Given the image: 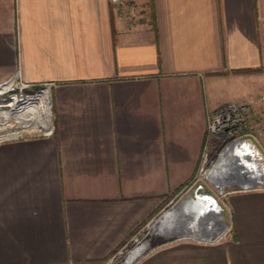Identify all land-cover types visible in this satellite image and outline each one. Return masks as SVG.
Instances as JSON below:
<instances>
[{
    "label": "crops",
    "instance_id": "0c3cea01",
    "mask_svg": "<svg viewBox=\"0 0 264 264\" xmlns=\"http://www.w3.org/2000/svg\"><path fill=\"white\" fill-rule=\"evenodd\" d=\"M134 1L0 0V83H51L54 113L0 140V264L107 261L197 175L207 110L264 93V0ZM226 204V237L138 264H264V187Z\"/></svg>",
    "mask_w": 264,
    "mask_h": 264
},
{
    "label": "built area",
    "instance_id": "2783aa9c",
    "mask_svg": "<svg viewBox=\"0 0 264 264\" xmlns=\"http://www.w3.org/2000/svg\"><path fill=\"white\" fill-rule=\"evenodd\" d=\"M111 4L120 11L121 14H125L128 16L130 21H137L142 13V8L137 4L134 0H110ZM51 83H46L42 88L40 89H31V85L22 79L21 70H19L16 75H14L12 78L5 80L0 83V89L3 90L1 94H7L8 98H4V101L9 100V103L1 102L0 107H7L12 106V101L14 99H19L21 102H30L31 100H36L35 97L39 96L43 91L48 90ZM49 98H48V113H49V121H50V128L46 129L44 134H51L54 129V122L52 121V117H54L53 109H52V97L49 92ZM247 113H248V105L246 103L242 102H230L220 108L217 109H208L207 110V136H206V142L205 147L203 151V156L201 160V165L199 168V171L197 175L194 177V179L185 185L183 189L176 195V197L169 203L171 206L165 207L161 213L171 210L174 207L186 203L189 199L193 196V190L194 188L201 183V175L202 171H206L204 169L205 162L209 155V150L211 145L215 143L216 138L222 139L225 143V146L220 153V156L222 153L231 145H239L240 143L244 142L247 139H251L254 141V135L250 132H247L248 128V121H247ZM10 119L5 118V120H0V124H9V122H6L7 120L12 121V116L10 115ZM18 124H21L20 121L17 122ZM22 135H11L6 136L2 140H8L12 138H16ZM256 142V141H254ZM238 155L241 154L237 152ZM218 161V160H217ZM215 165V164H214ZM213 165V166H214ZM212 166V167H213ZM211 167V168H212ZM210 169V168H209ZM249 171L253 175V168L249 167ZM205 174V172H204ZM251 175V176H252ZM207 178V177H206ZM250 180L247 184L241 185V188L239 190H251V189H257V188H263L264 187V180H257L253 179V177H250ZM206 183V182H204ZM211 190L213 191V188L206 183ZM214 192V191H213ZM215 193V192H214ZM223 192H221L222 194ZM216 196L219 198V200L222 202V204L225 207V211L223 213H219L222 216V219L220 221V228L217 231H214V227L209 226L207 228V231H205V234L200 233L199 231L190 233V234H184L180 236V239H189L194 240L199 243H215L224 237H226L232 230V220L231 216L229 214V218L226 216V206L224 201L221 198L220 194L215 193ZM211 230V232H210ZM214 231V232H213ZM215 233V234H214ZM136 242L133 247H131L130 243H127L125 246H123L116 254L121 253L120 251H127L126 256H124V262L130 255L132 251H134L142 242L139 241L137 237L134 239ZM116 258V255H113L110 259L113 260Z\"/></svg>",
    "mask_w": 264,
    "mask_h": 264
},
{
    "label": "bare ground",
    "instance_id": "6f19581e",
    "mask_svg": "<svg viewBox=\"0 0 264 264\" xmlns=\"http://www.w3.org/2000/svg\"><path fill=\"white\" fill-rule=\"evenodd\" d=\"M2 91L3 90L0 89V93H2ZM49 97V91L45 90L39 96L35 97L36 100H31L30 102H21L19 99H14L12 102V108L4 112L1 111L4 109H0V120H5V118L10 119L11 117L9 118L8 116L12 114L18 115L19 121L21 122L23 116L26 115L28 117L24 121V126H43L49 129ZM44 110H46V116L44 115ZM5 112L8 116L3 114ZM6 122H9V120H7ZM0 126L3 128L7 127L8 125L0 124ZM237 147L238 145L229 146L222 153L215 165L205 171V176L207 177V179H211L212 181H214L221 189L225 185H227L230 180L232 181V178L233 180L237 179L234 182L241 185L247 184L250 180H252L250 179V177H253V179L257 180H264V170L262 167V163L257 161L256 158V162L254 160L245 161L243 157H240V155H238ZM253 166H255L256 169L252 171V173L255 172L252 175L249 171V167ZM228 178L231 179L228 181L226 180ZM161 215L163 216L160 217ZM161 215L156 219V222H153V226L155 227L153 230L163 228V230L167 229L168 231L177 233L180 236L193 233L195 232V230L199 231L202 234H205V231H207V228L209 226L215 227L216 225H220V221L222 219L221 214L212 212L207 216L200 217L196 221L190 222V220L187 218V207L185 203L180 204L171 210L165 211ZM153 226L151 225L152 228ZM148 247V241H143L134 251L130 253L124 264H135L139 257H141L143 253H145V251H147Z\"/></svg>",
    "mask_w": 264,
    "mask_h": 264
},
{
    "label": "rangeland",
    "instance_id": "374dc122",
    "mask_svg": "<svg viewBox=\"0 0 264 264\" xmlns=\"http://www.w3.org/2000/svg\"><path fill=\"white\" fill-rule=\"evenodd\" d=\"M257 72H261V69L249 70L247 73L249 75H251V73H257ZM4 98H6V99L8 98V93L4 94V95L3 94L0 95V103L1 102H6V103L10 102L9 100L4 101L5 100ZM242 103H246L248 105V113H247L248 128H247V132H250L251 134L254 135L253 139H254V141H256L255 143H256L257 147L259 148L260 153L264 159V93L259 94V95H255L251 98L250 101L242 102ZM12 105H13V103H12ZM10 108H12V106L11 107L10 106L0 107V109H4V110H1L3 112L9 110ZM45 111L46 110H44V115L46 116ZM3 114L8 116L6 114V112ZM11 116H12V121H9V124L8 123L6 124V125H8L7 127L2 128L0 126V140L5 138L6 136L9 137L10 134L11 135L44 134V132L47 129L46 127H43V126L19 127L20 124L17 123V119L19 121L18 116L12 115V114H11ZM8 117L10 118V115ZM27 117L28 116L24 115L23 119L26 120ZM52 121L54 122V117H52ZM225 143L226 142H224L222 139L216 138L215 143H213V145H211V147H210L209 155H208V158H207L205 165H204L205 170L211 168L217 162V160H219L220 153L222 152V150L225 146ZM253 170H255V169H253ZM204 172L205 171H202L201 181L208 183L213 188V191L215 193L221 195V198L224 201L225 206H226V216H227V218H229V214L231 216V212H230L229 208L227 207L226 198L229 195V193H231L233 191H238L241 188V184L234 182L237 179L233 180V178H232V181H231L230 180L231 178H228L226 180H228V181L230 180V182L221 189L210 178L209 179L212 182L210 180H208L206 178ZM221 192H223V193L221 194ZM167 206H171V204L170 205L168 204ZM161 214L162 213H159L151 222H149L147 225H145L143 227V229H141L137 233V235L135 236L139 239L140 242L148 241V244H149L147 251H145V253H143V255L141 257H139V259L135 262V264H138L139 261L141 260V258H143L146 254H148L149 252H151L155 248H158L164 244L171 243V242H174V241L180 239L179 234L174 233V232H170L167 229L163 230V228H161V229L158 228L156 230H153L154 228L151 227V225L153 226V224H151V223L154 220L156 222V219ZM162 216L163 215H161L160 217H162ZM231 220H232V218H231ZM220 227H221L220 225H218V226L216 225L214 227L215 228L214 231H217ZM165 228H167V227H165ZM232 228H233V224H232ZM135 237H133V239H131V243H130L131 247H133L135 242H136L134 240ZM120 252L121 253H119V254H116V253L114 254V255H116V258H114L113 260L110 261V259H111L110 258L107 261H104L100 264H124V259H125L124 256H126L127 251H120Z\"/></svg>",
    "mask_w": 264,
    "mask_h": 264
},
{
    "label": "water",
    "instance_id": "95a60500",
    "mask_svg": "<svg viewBox=\"0 0 264 264\" xmlns=\"http://www.w3.org/2000/svg\"><path fill=\"white\" fill-rule=\"evenodd\" d=\"M237 152L241 154V157H243L245 161H255L256 158L257 161L262 163L264 170V159L259 148L253 140L247 139L240 143L237 147ZM252 168L256 169L255 166ZM185 205L187 207V218L190 220V222L196 221L200 217L207 216L212 212L223 213L225 211V207L222 202L211 190V188L204 182L199 183L194 188L192 198L189 199Z\"/></svg>",
    "mask_w": 264,
    "mask_h": 264
},
{
    "label": "trees",
    "instance_id": "16d2710c",
    "mask_svg": "<svg viewBox=\"0 0 264 264\" xmlns=\"http://www.w3.org/2000/svg\"><path fill=\"white\" fill-rule=\"evenodd\" d=\"M150 3H151V5H152V0H151V2H150Z\"/></svg>",
    "mask_w": 264,
    "mask_h": 264
},
{
    "label": "flooded vegetation",
    "instance_id": "af4514ba",
    "mask_svg": "<svg viewBox=\"0 0 264 264\" xmlns=\"http://www.w3.org/2000/svg\"><path fill=\"white\" fill-rule=\"evenodd\" d=\"M153 228H155V227L153 226Z\"/></svg>",
    "mask_w": 264,
    "mask_h": 264
}]
</instances>
